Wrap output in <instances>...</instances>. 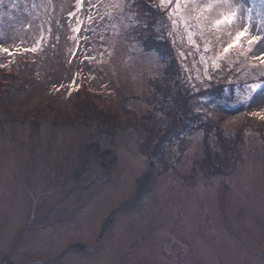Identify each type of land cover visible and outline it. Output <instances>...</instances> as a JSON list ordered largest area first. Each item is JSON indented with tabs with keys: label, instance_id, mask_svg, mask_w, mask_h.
<instances>
[{
	"label": "rangeland",
	"instance_id": "374dc122",
	"mask_svg": "<svg viewBox=\"0 0 264 264\" xmlns=\"http://www.w3.org/2000/svg\"><path fill=\"white\" fill-rule=\"evenodd\" d=\"M3 1L0 264H264V81L211 92L198 104L206 126L180 130L184 114L153 140L162 58L128 44L126 18L98 24L96 0ZM234 6L219 27L225 5L199 20L195 5L172 7L180 40H204L198 56L180 45L176 90H205L225 55L243 77H264V42H249L264 37V4ZM86 102L116 122L79 118ZM221 141L235 146L229 164Z\"/></svg>",
	"mask_w": 264,
	"mask_h": 264
},
{
	"label": "trees",
	"instance_id": "16d2710c",
	"mask_svg": "<svg viewBox=\"0 0 264 264\" xmlns=\"http://www.w3.org/2000/svg\"><path fill=\"white\" fill-rule=\"evenodd\" d=\"M112 1L113 0H96L97 12L95 13L94 19H96L98 24L102 25L103 20L107 15L112 17L116 15L115 17L120 19L126 18L129 22V25L131 26V28L129 27V32L125 35V39L128 44L132 46L134 43H136L146 52L159 51V54L162 58V68L164 69V72L160 74V80L157 79L156 81V84L158 83L159 87L155 85L151 92V99L155 104L153 116L155 113L160 114L159 117H157L156 114L154 116L157 119L154 120L155 127L151 135L153 140H156L154 137L157 136V133L162 132L164 130L163 128L171 126V124L172 126L179 127L181 115L183 116L184 114L185 123L183 122L182 126L179 128L180 130L186 131V129H189V127L193 126L194 124L206 126L207 121L204 122V115H202L198 109V104L202 98L210 97L211 92H222L227 89L231 90L232 93V91L234 92L235 87L242 88V86L245 84H253L257 79L259 81H264L263 76L259 78H252L251 76L246 75L245 77L247 78L243 77V71L245 70L238 71V64L232 61L230 55H225L210 67V80L207 81L205 90L200 89L196 93L191 92L190 90H176L171 85V77L174 75L175 70L177 73H179V75H182L181 72L183 67L178 65V63L180 61L182 63L183 60H178L177 54L178 50H181L180 45L188 55L193 53L198 56L200 51H198L197 48L200 50L204 45L203 38L200 36V34H195V42L193 43H190L184 36L183 37L185 39L180 40L181 35L173 29V20L168 15L172 7L161 6L160 0H116V2L113 1L114 3ZM6 6L7 4H5L3 0H0V10H4L3 8ZM113 8L119 10V12H110V10ZM240 77L241 79H239ZM154 82L155 81L153 80V83ZM4 86L0 88V96L2 94L1 89ZM78 106L80 111L79 118H82L86 122L99 120L109 125H112L116 122L111 117V114L98 110L97 105H92L90 102H86L85 104L78 103ZM190 110H193L195 114L197 113L199 118L198 120L197 118H192L194 121L189 120V116L186 114V112ZM209 124H211V132L214 130L215 134L218 136L223 133L221 126L218 123H215L214 120H211ZM240 130L241 131L238 130L239 134L235 133L236 140H239L240 136H242V128ZM220 145L224 149V152L227 151V159H225V163L229 164L230 160L234 158V154L232 152H234L235 146L224 143V141H221ZM205 154L206 158L200 167L205 173H207L206 171L209 169L207 163H212L211 160L213 156L208 146H206ZM216 159H218L217 156ZM140 190L142 191V189L139 187L138 193L141 192ZM116 213L117 212H114L112 216H115Z\"/></svg>",
	"mask_w": 264,
	"mask_h": 264
},
{
	"label": "snow or ice",
	"instance_id": "6c2138e0",
	"mask_svg": "<svg viewBox=\"0 0 264 264\" xmlns=\"http://www.w3.org/2000/svg\"><path fill=\"white\" fill-rule=\"evenodd\" d=\"M260 2L264 4V0H260ZM201 3L205 4L206 7H200ZM160 4L161 6L173 7L174 10L170 13V15L172 16H175L177 11L181 10L182 4L183 5H189V4L195 5L198 11L201 13L200 17H198V20L202 19L203 15L206 12L213 9L214 7L218 5H225L229 8V11L225 13H221L220 14L221 18L214 21L215 25L219 27L220 25H230L235 22V20L237 19V14L241 10V7H235L234 4L242 6V0H174V2L173 0H160ZM244 11H249V10L244 9ZM250 19L251 17H249V20ZM184 23L186 27L189 26L187 18H185ZM77 31H79V29H77ZM247 33H248V29L245 28L242 32L237 34L236 40L239 41L241 37L247 35ZM253 41L264 42V37H251V40L249 42L252 43ZM231 47H233V45L230 44L228 48H231ZM228 48H225L224 51L227 52ZM5 51L7 50L5 49Z\"/></svg>",
	"mask_w": 264,
	"mask_h": 264
}]
</instances>
